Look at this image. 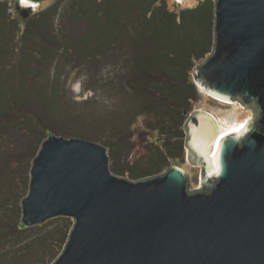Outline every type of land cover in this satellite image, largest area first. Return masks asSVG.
<instances>
[{"label":"water","instance_id":"1","mask_svg":"<svg viewBox=\"0 0 264 264\" xmlns=\"http://www.w3.org/2000/svg\"><path fill=\"white\" fill-rule=\"evenodd\" d=\"M213 1L214 45L193 79L256 118L218 146V116H189L188 156L210 182L194 191L191 170L135 180L113 171L105 136L49 131L32 161L19 228L72 219L51 264H264V0Z\"/></svg>","mask_w":264,"mask_h":264},{"label":"rangeland","instance_id":"2","mask_svg":"<svg viewBox=\"0 0 264 264\" xmlns=\"http://www.w3.org/2000/svg\"><path fill=\"white\" fill-rule=\"evenodd\" d=\"M180 1L165 0L168 11L192 9L205 0H189L188 6ZM0 2L8 17L7 23L2 22V36H9L12 28L17 33L10 40L12 47L9 54L6 53L7 66L1 73L5 89L12 98L4 101L0 97V264H51L62 252L73 225L72 219L60 217L31 228H19L21 203L29 191L32 161L48 137L50 127L58 131L51 130L56 135L65 138L79 132L105 136V143L112 145L113 171L149 170L166 156L165 163L155 169L162 171L176 166L191 170L193 191L210 185V182L204 183L203 167L188 156L185 126L180 136L182 142L178 143L183 144L180 150L166 145L164 134L146 127L151 117L135 115L139 99L123 89L130 67L128 56L115 53L105 61L96 59V67L76 61L72 46L86 36L90 25L84 16L76 15L73 8L78 4L81 10L83 5L81 11L86 14L87 4L81 5L80 0H45L33 7L25 5L23 0ZM48 9L52 12L41 18L42 28L48 31L47 36L55 35L60 43L51 51L46 48L49 41L45 40L40 47L34 36L25 35L26 26L40 20L38 15ZM62 45L70 48L63 50ZM193 83L200 97L193 103L185 122L196 111L202 112L206 105V113L211 115L217 111L210 112V107L231 108L207 99L195 81ZM10 100L15 106L25 107L27 112H14ZM246 109L255 119V110ZM36 115L41 117L42 125ZM217 124L221 127L219 120ZM119 141L117 151L114 148ZM156 147L161 148V153L156 152Z\"/></svg>","mask_w":264,"mask_h":264},{"label":"trees","instance_id":"3","mask_svg":"<svg viewBox=\"0 0 264 264\" xmlns=\"http://www.w3.org/2000/svg\"><path fill=\"white\" fill-rule=\"evenodd\" d=\"M80 4H87L89 10L86 14L81 11L83 5L81 10L78 4L74 5L73 11H77L78 16H84L90 28L86 36L72 46L76 61L96 67V59L105 61L115 53L128 56L130 67L123 89L131 91L139 99L135 115L151 117L146 127L164 134L166 145L183 150V144L178 145L182 142V127L193 103L200 97L192 72L214 45V1L205 0L195 8L176 13L168 11L165 0H80ZM51 12L52 9L41 12L38 15L40 20L31 21L25 33L28 37L34 36L40 47L49 41L46 48L50 51L60 45L55 35L47 36L48 31L42 28L41 18ZM2 22L7 23L8 17L0 2V97L5 101L12 97L5 89L1 73L7 66L6 53L9 54L12 47L10 40L17 33L12 28L10 35L3 37ZM65 47L61 46L63 50L70 48ZM12 107L14 112H27L25 107L15 106L13 101ZM30 115L33 114L30 112ZM34 116L31 117L35 120ZM36 117L42 125L41 117ZM51 130L57 131L53 127L49 128ZM120 143L115 150L119 151ZM156 152L161 153V148L156 147ZM166 160L165 156L160 162L164 164ZM156 166H150L149 170L138 169L131 175L135 180L156 175L159 173Z\"/></svg>","mask_w":264,"mask_h":264},{"label":"bare ground","instance_id":"4","mask_svg":"<svg viewBox=\"0 0 264 264\" xmlns=\"http://www.w3.org/2000/svg\"><path fill=\"white\" fill-rule=\"evenodd\" d=\"M23 2L25 5L37 7V5L35 6L31 5L25 2L24 0ZM180 2H182L185 6L190 5L189 0H181ZM200 89L206 94L207 99H213L215 101L221 102L222 104H226L231 107L230 109L228 108V110H216L213 107L212 108L210 107L209 109L210 112L217 111L215 116H218V120L221 124V127H219L217 124L218 146L221 140L228 134H232V133L241 134V132L247 128V125L252 120L251 118L252 115H251V112L246 109V107H244L241 103L237 101L236 102L235 101H224V100L215 98L212 95H210L208 92H206L204 89H202L201 87ZM206 111H208L207 105L206 107H204V110L202 112L206 113ZM192 141H193L192 142L193 147L195 148L194 129L192 130Z\"/></svg>","mask_w":264,"mask_h":264}]
</instances>
